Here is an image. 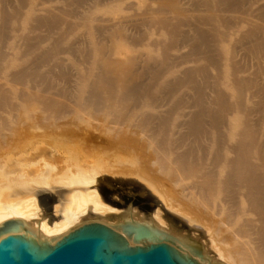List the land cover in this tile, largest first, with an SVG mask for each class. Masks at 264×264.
<instances>
[{
  "label": "bare ground",
  "instance_id": "1",
  "mask_svg": "<svg viewBox=\"0 0 264 264\" xmlns=\"http://www.w3.org/2000/svg\"><path fill=\"white\" fill-rule=\"evenodd\" d=\"M263 74L264 0H0V227L53 244L137 221L212 264H264ZM39 144L52 159L29 160ZM128 177L203 248L161 208H117L101 182Z\"/></svg>",
  "mask_w": 264,
  "mask_h": 264
},
{
  "label": "water",
  "instance_id": "2",
  "mask_svg": "<svg viewBox=\"0 0 264 264\" xmlns=\"http://www.w3.org/2000/svg\"><path fill=\"white\" fill-rule=\"evenodd\" d=\"M3 224L0 235L9 233L0 238V264H204L194 258L196 255L212 264L203 258L201 249L187 247L174 236L137 221L116 226L87 221L53 244L56 237L44 239L40 232L32 233L18 220ZM133 235L134 245L126 239L131 240ZM166 235L193 256H185Z\"/></svg>",
  "mask_w": 264,
  "mask_h": 264
},
{
  "label": "rangeland",
  "instance_id": "3",
  "mask_svg": "<svg viewBox=\"0 0 264 264\" xmlns=\"http://www.w3.org/2000/svg\"><path fill=\"white\" fill-rule=\"evenodd\" d=\"M263 80H264V74H263ZM39 149L41 150L42 153L40 151H37ZM28 153L27 155L30 156L29 160L30 161L32 160L35 162L38 160L39 161L42 160V156L48 159H52L53 150L44 146L43 144H39L36 148L34 147ZM12 164L16 168L19 166H22L21 160H18L16 158L13 159ZM63 164H64V161H63ZM65 164L67 163L65 162ZM78 165L79 164H77V166L75 165L76 167L75 169H78L81 171V168L78 167ZM42 171L45 172L46 168L41 169L40 171L41 174L44 173ZM51 171L53 175L61 176L63 173L67 171V167L63 168L62 173H56L57 171L56 169H53ZM31 175H33L32 172H31ZM109 180H110V183L101 182L102 191H104V193L108 195V192L110 194L111 191L117 190L121 198V200L118 197L114 198L120 202L117 208L124 209L128 205H134V206L136 205L139 209H142L143 211L149 214L152 211H154L156 208H161L162 212L164 213L163 216L166 217L169 223H171L179 232L183 233L189 239L194 240L196 244L202 246L203 248L202 238H200V236H194L192 234V229L190 228V226H188V224L182 218H180L179 216H177L176 214L168 210L166 206H163V204L158 200V198L146 188V186L144 185L142 181L131 178V177L120 179V180H116V179H109ZM38 186L40 187V184H38ZM56 186L62 187L63 183H57ZM44 188L47 189L49 188V186H45ZM196 232H198V235H199L200 231L196 230Z\"/></svg>",
  "mask_w": 264,
  "mask_h": 264
}]
</instances>
